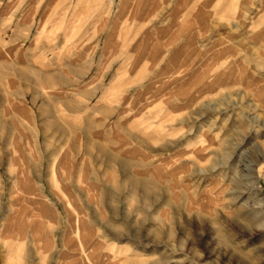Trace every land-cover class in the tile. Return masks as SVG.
<instances>
[{
	"label": "rangeland",
	"instance_id": "obj_1",
	"mask_svg": "<svg viewBox=\"0 0 264 264\" xmlns=\"http://www.w3.org/2000/svg\"><path fill=\"white\" fill-rule=\"evenodd\" d=\"M262 145L264 0H0V264H256Z\"/></svg>",
	"mask_w": 264,
	"mask_h": 264
},
{
	"label": "bare ground",
	"instance_id": "obj_2",
	"mask_svg": "<svg viewBox=\"0 0 264 264\" xmlns=\"http://www.w3.org/2000/svg\"><path fill=\"white\" fill-rule=\"evenodd\" d=\"M261 149H262V152H264V145L261 146ZM254 171L256 172L255 168H253V172ZM253 190L255 192L253 195H255V197H256V199H255L256 200V203H255L256 206H254V205L247 206L246 204H243L244 206H242V208L259 209V207H264V197L261 193V189L259 187V184L255 183V187ZM227 221L230 223V225H229L230 227L229 226L225 227V229H224L225 231L223 233L217 232V234L220 237H222V235L223 236L225 235V237H227L229 240L234 241V239L236 238L238 233H242V234L248 233L250 238L255 237L257 235L258 231L260 233H264V222L259 223L257 226L253 227V225L251 223L247 225L246 223H242L241 221H238L235 217L229 218V219H227ZM84 237L88 238L90 236L85 235ZM206 245H207V243L202 239V237H200L199 239L196 240L195 253H196L197 264H206V259H207L206 258V256H207V246ZM233 252L234 251H232V254L230 255V257L226 263L223 261H220V264H238L239 260L235 258V255H233ZM83 253H85V252H83ZM259 253L260 254L257 256L255 263L256 264H264V244L260 247ZM86 257H87V255H86Z\"/></svg>",
	"mask_w": 264,
	"mask_h": 264
}]
</instances>
